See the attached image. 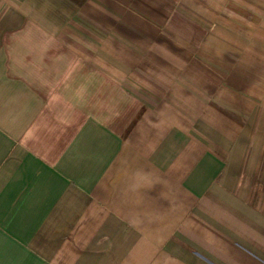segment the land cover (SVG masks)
<instances>
[{"label": "crops", "instance_id": "1", "mask_svg": "<svg viewBox=\"0 0 264 264\" xmlns=\"http://www.w3.org/2000/svg\"><path fill=\"white\" fill-rule=\"evenodd\" d=\"M168 1L0 0V264H264V217L215 210L209 137L124 139L123 33Z\"/></svg>", "mask_w": 264, "mask_h": 264}, {"label": "rangeland", "instance_id": "2", "mask_svg": "<svg viewBox=\"0 0 264 264\" xmlns=\"http://www.w3.org/2000/svg\"><path fill=\"white\" fill-rule=\"evenodd\" d=\"M167 4L157 11L166 16L136 17L135 32L123 33L135 42L119 52L135 60L118 66L119 99L132 113L124 139L144 124L152 134L193 128L222 164L210 194L217 214L230 204L264 217V0Z\"/></svg>", "mask_w": 264, "mask_h": 264}]
</instances>
